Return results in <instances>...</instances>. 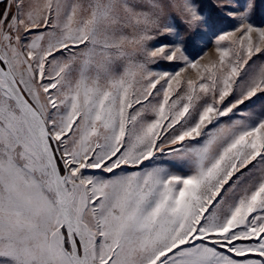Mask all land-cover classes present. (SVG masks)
<instances>
[{
	"label": "snow or ice",
	"instance_id": "1",
	"mask_svg": "<svg viewBox=\"0 0 264 264\" xmlns=\"http://www.w3.org/2000/svg\"><path fill=\"white\" fill-rule=\"evenodd\" d=\"M0 264H264V0H0Z\"/></svg>",
	"mask_w": 264,
	"mask_h": 264
}]
</instances>
